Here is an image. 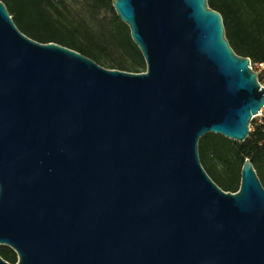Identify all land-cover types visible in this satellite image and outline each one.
I'll list each match as a JSON object with an SVG mask.
<instances>
[{"label": "water", "instance_id": "95a60500", "mask_svg": "<svg viewBox=\"0 0 264 264\" xmlns=\"http://www.w3.org/2000/svg\"><path fill=\"white\" fill-rule=\"evenodd\" d=\"M145 70L21 32L0 0V264H264V187L204 169L264 104L207 0H112Z\"/></svg>", "mask_w": 264, "mask_h": 264}, {"label": "trees", "instance_id": "16d2710c", "mask_svg": "<svg viewBox=\"0 0 264 264\" xmlns=\"http://www.w3.org/2000/svg\"><path fill=\"white\" fill-rule=\"evenodd\" d=\"M1 1L18 29L33 39L58 42L106 68L130 72L145 70L144 58L132 40L128 26L117 17L112 0H82L91 15L79 21L60 11L57 1L63 0ZM207 3L220 13L226 39L233 51L250 61H264V0H207ZM102 11L109 14L108 19L99 16ZM81 22L83 25L79 26L85 33V42L78 41L68 26ZM257 77L261 80L260 74ZM250 125L249 134L242 142L215 133H207L199 139L198 153L204 164L209 160L221 163L222 177L215 179L224 191H237L245 157L250 158L254 169L259 167L261 174L264 171V122L252 119ZM0 256L10 263L16 261L14 251L3 249L2 245Z\"/></svg>", "mask_w": 264, "mask_h": 264}, {"label": "rangeland", "instance_id": "374dc122", "mask_svg": "<svg viewBox=\"0 0 264 264\" xmlns=\"http://www.w3.org/2000/svg\"><path fill=\"white\" fill-rule=\"evenodd\" d=\"M57 6L60 9V11H62L65 15L71 16L75 19H77V21H79V19L84 18L86 19L89 15H91L90 10L87 9V7L82 3V0H78L77 2H75L74 0H63L62 2H58L57 1ZM99 16H103L106 17L107 19L109 18V14L107 12H101L99 14ZM79 25H83L82 22L80 24L77 25H72V24H68L69 29L74 33L75 38L78 41L81 42H85V33L83 31V29L79 26ZM58 26H61L58 24ZM75 28V29H74ZM64 29V28H62ZM94 31H96L95 29H93ZM94 38L97 40V36H94ZM251 66L254 68L255 70V63L254 61H250ZM257 74H259L257 72ZM254 121L259 122L258 117H254L253 118ZM251 125H250V129H251ZM200 161L204 167V169L208 172V174L214 178L213 180L215 182H217V184H219V186L221 187L220 183H218V181L215 179L216 176L218 177H222V166L221 163L218 160L215 161H211L209 160L207 162V164H204L202 158L200 157ZM255 171L256 174L258 175L262 185L264 186V171L262 172V174L259 172V167H255ZM239 176H240V171H239ZM3 249H11L10 247L6 246V245H2ZM12 250V249H11ZM13 251V250H12ZM15 253V252H14ZM15 258L16 257V253H15Z\"/></svg>", "mask_w": 264, "mask_h": 264}, {"label": "built area", "instance_id": "2783aa9c", "mask_svg": "<svg viewBox=\"0 0 264 264\" xmlns=\"http://www.w3.org/2000/svg\"><path fill=\"white\" fill-rule=\"evenodd\" d=\"M250 67L254 70V68L251 66V63H250ZM254 71H256V73L258 72L261 75V80L258 81L260 85L264 87V61L256 62ZM255 117H258L259 122H264V104L259 110V112L255 115Z\"/></svg>", "mask_w": 264, "mask_h": 264}]
</instances>
